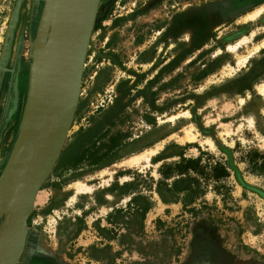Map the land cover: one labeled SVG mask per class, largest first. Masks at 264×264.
I'll list each match as a JSON object with an SVG mask.
<instances>
[{"label":"rangeland","instance_id":"374dc122","mask_svg":"<svg viewBox=\"0 0 264 264\" xmlns=\"http://www.w3.org/2000/svg\"><path fill=\"white\" fill-rule=\"evenodd\" d=\"M47 2L0 0V173L35 58L43 67ZM261 85L264 0H97L77 104L16 264H264V171L248 163L264 156ZM181 157L229 172L190 173L204 193L186 209L157 192L160 166Z\"/></svg>","mask_w":264,"mask_h":264},{"label":"water","instance_id":"95a60500","mask_svg":"<svg viewBox=\"0 0 264 264\" xmlns=\"http://www.w3.org/2000/svg\"><path fill=\"white\" fill-rule=\"evenodd\" d=\"M58 52L31 106L25 104L16 140L0 173L9 210L0 230V264H16L23 251L35 196L59 152L76 107L97 0H48ZM19 2L11 17L8 36ZM50 11V10H49ZM56 42V40H55Z\"/></svg>","mask_w":264,"mask_h":264},{"label":"trees","instance_id":"16d2710c","mask_svg":"<svg viewBox=\"0 0 264 264\" xmlns=\"http://www.w3.org/2000/svg\"><path fill=\"white\" fill-rule=\"evenodd\" d=\"M254 156L259 154L254 153ZM262 162H258L251 158L248 163L252 165L255 170L264 171V156L260 155ZM80 158V157H79ZM201 159L198 158H183L179 161L170 164H162L159 168V173L162 176V180H168L175 177L174 180L167 184L164 181H159L157 185V192L161 200L165 203L176 201L177 198L181 199L183 206L186 207L192 204L196 199L200 198L204 193V188H201L200 182L191 177L190 173L202 175V177L211 178L218 180L226 177L229 172L226 165L221 162H215L206 171V165L200 163ZM138 198L135 196L132 201H136ZM141 215L143 216L149 209V204L146 202L142 207L139 208ZM192 211L191 208H187ZM30 218L28 220V225Z\"/></svg>","mask_w":264,"mask_h":264},{"label":"bare ground","instance_id":"6f19581e","mask_svg":"<svg viewBox=\"0 0 264 264\" xmlns=\"http://www.w3.org/2000/svg\"><path fill=\"white\" fill-rule=\"evenodd\" d=\"M50 19H51V21H50L49 37H48L47 46H46V50H45V58L42 61L43 67L40 66L41 70L39 69L38 74H37L36 70H37V67L39 66L38 64H39L40 60L38 61V60H36L37 58H35V62H34L35 65L33 67V79L31 81L28 96H27L28 97V99H27V102H28L27 105L28 106H31L32 103H34L35 99L37 98V95L39 94L40 90L42 89V87L44 85V82H45L44 80H45L47 74H49V72L52 69V66H53L52 61L55 59V56L57 55V52H58L59 47L57 48V37H56V34L58 33V31L56 30V27H55L56 24L52 21L53 17L51 18V15H50ZM36 38H38V39H35L33 41L34 42L33 43L34 50H35V52H33L34 57L37 55L39 50L41 51L42 47L40 48V46H42L41 43L43 41L42 40L43 39V33H39ZM55 40H56V42H55ZM37 57H38V55H37ZM263 87H264V85H261V89ZM138 158H139V156L136 155V156L129 158L128 161H134L135 162L136 160H138ZM72 187L78 192H81L83 190V188H85V187L89 188V186H87V185L85 186V185L78 183V182L73 183ZM8 199H9V196L5 193L3 196L2 211L7 210V213L9 210V206H8L9 200ZM4 224H5V222H4ZM3 227H4V225H3Z\"/></svg>","mask_w":264,"mask_h":264}]
</instances>
